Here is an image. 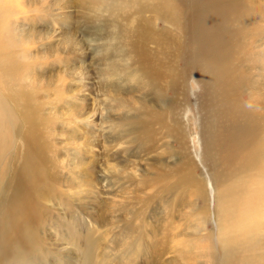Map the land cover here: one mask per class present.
I'll list each match as a JSON object with an SVG mask.
<instances>
[{
	"label": "rangeland",
	"instance_id": "rangeland-1",
	"mask_svg": "<svg viewBox=\"0 0 264 264\" xmlns=\"http://www.w3.org/2000/svg\"><path fill=\"white\" fill-rule=\"evenodd\" d=\"M91 1L8 0L13 6L12 12L0 17V29L7 30L11 26L21 52L20 59L10 64L11 76L6 83L7 99L18 116L14 130L16 147L21 143L26 121L32 123L38 135L30 143L42 164L41 178L44 186L49 178L54 186L50 195L58 198L46 203L53 212L48 216L51 225L48 230L36 228L37 240L43 241L44 246L28 257L27 264L151 262L152 255L144 256L142 252L135 254L129 250L127 237L123 234L136 233V223L128 219L127 210H119L115 205L126 202L128 196H132L130 201L136 205L138 195L128 183V171L137 169L138 174L151 177L163 168L152 159L160 158L159 161H165L163 165L169 168L184 155L192 169L190 178L196 183L190 198L194 217L182 216L177 210L170 212L174 207L170 205L168 210L163 200L150 208L141 209L137 205L147 222L138 233L140 242L145 247L158 244L167 233L168 250L165 249L161 259L154 264H228V248L235 251H245L246 248L241 234L244 229L241 217L245 216L246 208L229 200L237 199L238 173L230 175L228 164L215 166L213 163L215 156L209 148V130L200 123L205 114L198 110L205 95L202 99L199 97L200 90L191 73L177 96L180 132L189 145V148L180 147L178 159L153 151L136 154L133 149L126 151L128 147L132 148L128 145L114 147L115 137L109 128L115 115L110 92H117L133 102L142 98L148 106H153L151 109H173L176 99L171 83L166 87L163 101L154 105L147 93L133 92L131 80L124 74L118 80L111 77L112 70H127L126 57H122L118 49L103 45L105 40H111L116 23L95 12L93 6L89 7ZM93 1L95 4L97 0ZM172 1L178 4L181 0ZM194 3L195 0L181 1L184 10L190 9ZM260 10L262 18L264 0ZM144 16L153 25L157 23L159 29L169 31L172 28L150 12ZM248 28L254 31L246 39L242 58L241 53L236 52L228 60V65L237 68V77L229 82L233 86L228 88L235 90L242 109L253 112L260 108V98H264V22L256 20L254 26ZM192 44L195 47V43ZM181 66L182 61L180 65L177 63V67ZM214 94L216 99L222 95L221 91ZM136 106L141 109L139 103ZM117 117L112 118L113 122L119 119ZM260 140L256 138L254 145ZM170 145L175 151L177 145L172 139ZM249 151H242L236 159H241ZM4 159L0 158V184ZM135 179L139 181L140 178ZM3 184L6 189L0 199L5 203L16 200V195L11 194L16 190L15 180H6ZM147 194L150 193L145 191L142 197ZM176 194L181 196L182 191H176L173 197ZM232 203L240 213V222L231 238L222 245L218 240V228L221 219L231 215ZM174 227L180 229L174 232ZM191 233L197 234L192 237ZM57 237L64 240L61 248L65 257L55 249ZM177 244L178 250L172 248L174 245L177 248ZM209 251L213 254L210 262L204 255ZM172 258L175 262L171 261Z\"/></svg>",
	"mask_w": 264,
	"mask_h": 264
},
{
	"label": "bare ground",
	"instance_id": "bare-ground-1",
	"mask_svg": "<svg viewBox=\"0 0 264 264\" xmlns=\"http://www.w3.org/2000/svg\"><path fill=\"white\" fill-rule=\"evenodd\" d=\"M181 1L177 4L172 0H97L94 4L92 0L89 4L95 12L116 23V31L111 40H105L103 45L118 49L122 57H126L127 70H112L111 77L118 80L124 74L131 80L133 92L147 93L154 105L163 101L166 87L171 83L176 99L173 109H151L153 106H148L142 98L133 102L117 92H110L112 111L119 117L113 122L114 115L109 125L111 134L115 137L114 147L128 145L132 148L128 147L126 151L133 149L136 154L153 151L178 159L180 147L189 148V145L183 132H180L177 96L192 73V79L200 90L199 97L202 99L205 95L198 110L205 114L200 123L209 130V148L215 156L213 163L215 166L228 164L230 175L232 172L238 173V187L235 191L237 199L229 200L239 202L247 208L252 199L249 193L243 191L244 180L251 179L258 170L264 169V98H260L261 106L256 111L242 109L235 90L228 88L233 86L229 83L230 80L237 77V68L228 65V60L236 52H240L242 58L246 39L254 31L248 26H254L256 20L264 22V17L260 18L262 0H195L188 10L183 9ZM147 12L152 13L157 20L164 19L172 28L169 31L159 29L157 23L153 25L144 16ZM262 26L258 28L259 31ZM112 40L117 41L110 44ZM192 43H195V47ZM211 60L214 62L210 63ZM180 61L182 66L179 68L177 63L180 65ZM220 91L222 95L216 99L217 95L214 93ZM138 103L141 109H136ZM37 135L34 125L26 121L19 147H15L12 155L4 159L0 197L6 189L3 183L12 179L15 180L16 190L11 194L16 195V200L5 203L0 199V264L8 260V245L24 243L26 230L35 237L36 249L43 247V241L37 240L36 228L48 230L51 225L48 216L53 212L46 203L58 198L50 195L54 186L49 178L46 186L41 178L42 164L35 147L30 143ZM258 137L261 140L254 145V140ZM171 139L177 145L175 151L171 148ZM248 150L251 151L241 159H236L239 153ZM187 158L184 155L169 168L163 165L165 161H159L160 158L152 159L167 170L161 168L151 177L138 174L137 169L128 171V183L138 195L136 205L130 201L132 196H128L126 202L115 205L119 210H127L128 219L136 223V233L129 231L128 236L123 234L127 237L129 250L135 254L142 252L141 255L144 256L152 255L148 264L158 262L165 249L168 250L167 233L158 244L145 247L140 242L138 233L145 227L144 223H147L141 213L142 207L150 208L163 200L167 203L168 210L170 205L174 207L170 212L177 210L182 216L194 217L190 198L196 183L190 178L192 169ZM136 177L140 178L139 181H136ZM143 190L150 194L142 197L145 192ZM176 191H182V195L176 194L173 197ZM241 219L244 223V217ZM179 229L174 227V232ZM190 235L195 236L193 233ZM242 238L246 243L245 251L228 248L227 263L264 264V233L252 231L250 234H242ZM63 241V238L57 237L55 249L65 257L61 248ZM175 246L172 248L178 250L179 245L177 244V248ZM203 246L205 249L206 246ZM179 255L181 256L180 253ZM204 255L208 262L213 259L212 251ZM171 261L175 262V259L172 258Z\"/></svg>",
	"mask_w": 264,
	"mask_h": 264
},
{
	"label": "clouds",
	"instance_id": "clouds-1",
	"mask_svg": "<svg viewBox=\"0 0 264 264\" xmlns=\"http://www.w3.org/2000/svg\"><path fill=\"white\" fill-rule=\"evenodd\" d=\"M8 0H0V17L12 12ZM21 57L20 46L15 39L11 26L7 30L0 29V158L9 157L16 147L14 130L18 116L11 107L6 95V83L10 79V64ZM243 191L249 193L252 199L246 208L244 216L245 227L241 234L252 231L264 233V169L258 170L251 179H245ZM240 222V213L235 205H231V215H226L219 224L218 240L224 245L236 231ZM35 237L29 232L24 233V243L8 245V260L6 264H27L28 257L35 251Z\"/></svg>",
	"mask_w": 264,
	"mask_h": 264
}]
</instances>
